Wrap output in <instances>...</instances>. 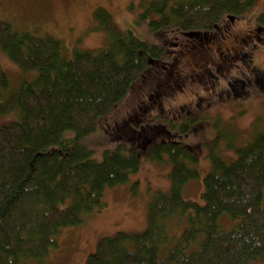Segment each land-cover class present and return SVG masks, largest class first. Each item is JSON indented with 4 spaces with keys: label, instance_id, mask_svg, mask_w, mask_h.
Instances as JSON below:
<instances>
[{
    "label": "trees",
    "instance_id": "obj_1",
    "mask_svg": "<svg viewBox=\"0 0 264 264\" xmlns=\"http://www.w3.org/2000/svg\"><path fill=\"white\" fill-rule=\"evenodd\" d=\"M253 1L148 0L140 19L156 35L171 29L205 33L217 28L223 15L224 20L237 19ZM255 20L264 30V11ZM93 21V29L107 35L106 43L96 49L74 48L71 56L61 41L48 34L18 32L0 21V49L21 69L39 72L36 78L0 96V115L13 111L19 115L0 124V264L42 260L58 246L62 228L79 224L84 213L102 209L106 188L138 172L139 146L149 159L171 164L170 189L153 194L146 208L144 231H118L101 238L84 264L264 261V131L247 145L230 147L236 157L226 160L215 152L218 137L199 142L198 152L174 140L191 132L193 116H180L165 124L131 122L134 139L129 140L130 147L118 143L112 150L105 149L101 160L93 157L84 142L97 129L98 119L125 99L143 72L155 73L152 66L163 67L164 63L157 62L166 53L160 44L140 39L130 29H117L103 7L94 10ZM250 60L254 71L253 56L246 61ZM238 80V85L233 83L235 89L239 86L236 98L248 92L247 84ZM8 83L0 65V89ZM259 88L264 93L263 84ZM147 108L141 119H147L151 106ZM143 125L157 130L151 137L141 136ZM122 126L117 133L123 137L129 125ZM162 132L168 138H158ZM210 140L211 169L202 179V202L184 199V185L199 177L193 165L198 164ZM136 184L134 181L132 190ZM175 218L181 232L170 236L169 220ZM222 218L228 220L227 226Z\"/></svg>",
    "mask_w": 264,
    "mask_h": 264
},
{
    "label": "rangeland",
    "instance_id": "obj_2",
    "mask_svg": "<svg viewBox=\"0 0 264 264\" xmlns=\"http://www.w3.org/2000/svg\"><path fill=\"white\" fill-rule=\"evenodd\" d=\"M147 3L148 0H0V21L9 23L18 32L26 31L41 36L48 34L61 41L67 52H70L67 55L71 56L74 48L96 49L106 43L107 35L93 29V12L97 7H103L111 14L117 29H130L136 37L163 47L166 53L157 65H165L160 68L152 66L155 73L143 72L132 83L125 99L123 97L121 103L99 118L95 132L85 139L86 143L83 141L92 149L93 157L97 160L103 158L105 149L112 150L118 143H124L128 147L132 145L129 140L134 139L131 137L134 131L129 129L125 132L123 129V137L118 134L123 127L122 123L165 124L171 120L177 121L180 116L185 119L193 116L192 130L181 138L174 136V140L182 141L198 152L196 148L200 145L199 142L209 137H218L219 144L215 152L226 160L235 159L236 153L230 147L247 145L258 132L264 131V93L259 88L260 84L264 87V30L256 26L255 20L264 11V0H254L251 8L235 20L225 21L226 15H223L219 26L213 31L186 34L171 29L160 35L154 34L147 22L140 19ZM235 38L243 39L237 43ZM207 46L209 48L206 53L210 52L212 56L215 47L224 51L225 46H235L247 57L252 54L256 68L254 71L249 70L245 55L223 57V60L216 62L202 58L207 72L193 74L196 71L194 64L200 62V56L196 52ZM0 65L9 78L7 88L0 89L1 97L18 89L23 81L36 78L39 73L35 69H21L1 49ZM176 69H189L193 81L182 85L173 77ZM254 72H258L259 83L252 82L251 75ZM166 77L170 81V87L163 86L160 89V92H167L163 105L151 104L147 119H141L142 112L146 111L144 102L150 97L147 92L153 81H163ZM239 78H242L244 86L247 84L248 87L244 88L248 92H244V97L236 98L235 92L239 86L235 89L233 85L241 82ZM134 104L138 105L135 109L132 108ZM18 118V113L14 111L2 114L0 124ZM143 126L141 136L151 137L154 135L152 132L157 130ZM158 135V138H168L163 132ZM210 144L211 140L205 146L206 152H202L201 158L199 156L198 164L193 165L199 171V177L186 182L182 192L184 199L202 202V179L211 169L208 157ZM137 154L140 159L138 172L130 175L127 181L106 188L103 193L106 205L102 209L84 213L79 224L62 228L57 235L58 246L50 249L42 260L27 259L21 264H84L86 258L95 252L101 238L113 236L118 231H144L147 227L146 208L153 194L170 189L171 164L149 159L141 146L138 147ZM134 181L137 184L132 190ZM227 221L222 218V223L226 226ZM183 223L186 224V221ZM177 225V218L169 220L170 236L171 233L177 235L181 232L182 227ZM253 264H264V261Z\"/></svg>",
    "mask_w": 264,
    "mask_h": 264
},
{
    "label": "flooded vegetation",
    "instance_id": "obj_3",
    "mask_svg": "<svg viewBox=\"0 0 264 264\" xmlns=\"http://www.w3.org/2000/svg\"><path fill=\"white\" fill-rule=\"evenodd\" d=\"M243 39V38H242ZM241 39V40H242ZM241 40H238L237 38L234 39V41H236L237 43L240 42ZM233 41V42H234ZM234 42V43H236ZM209 46L205 47V48H200L197 52L196 55L200 56V62L198 64H194L195 66V72L193 74L197 73H202V72H207V69L204 68V65L202 64V58H206L207 60H210L212 62H216L218 60H223V57L225 58H232L234 56H238V55H245L246 57L248 55H246L244 52L242 53L240 49H237V47L235 46H225L224 47V51H221L219 49V47H215L214 48V55L212 56L210 54V52L206 53L208 50ZM201 50H203L201 52ZM250 58H252V54H250L249 57H247V59L249 60ZM250 61H246V64L249 65V70L253 71L252 68L249 64ZM207 65V64H206ZM208 67V65H207ZM189 69H185L184 71L182 69H176L175 73H174V78L175 80L179 81L182 85L188 84L189 82H192V78H191V74H189ZM253 77L255 79H259L258 75H255L254 73L252 74ZM254 81V79H253ZM252 81V82H253ZM165 86L166 88L170 87V81L166 78L163 81L161 79H157L153 81V84L151 86V89L147 92L149 94L150 97H148L149 99H147V102L145 105V110H147L148 106H151V104H155V105H162L163 101L165 100V95L167 94V92H160V89ZM180 89V87H179ZM147 98V96H146ZM147 108V109H146ZM129 125V129H133L132 127V123H127Z\"/></svg>",
    "mask_w": 264,
    "mask_h": 264
}]
</instances>
